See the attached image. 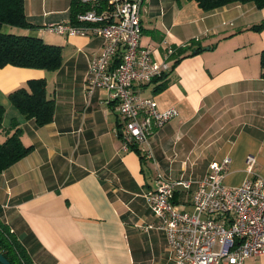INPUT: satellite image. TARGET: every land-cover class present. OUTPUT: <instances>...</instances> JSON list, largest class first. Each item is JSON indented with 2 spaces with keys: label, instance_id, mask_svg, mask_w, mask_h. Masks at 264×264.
Wrapping results in <instances>:
<instances>
[{
  "label": "crops",
  "instance_id": "1",
  "mask_svg": "<svg viewBox=\"0 0 264 264\" xmlns=\"http://www.w3.org/2000/svg\"><path fill=\"white\" fill-rule=\"evenodd\" d=\"M72 0H24L34 27L28 36L61 48L55 71L0 68V104L4 116L0 141L16 128L31 151L0 172V223L27 251L30 264H171L164 233L154 226L144 199L157 173L170 180L201 178L210 163L229 157L223 184L237 186L250 177L245 160L264 179V7L233 3L203 12L193 0H143L139 46L161 62L162 42L174 48L166 59L167 84L135 85L157 108L177 115L149 137L154 162L134 150H122L123 119L108 92L84 91L90 61L103 39L46 32L47 23L70 21ZM9 28L3 26L7 32ZM198 42L183 46L195 36ZM199 47L198 53H192ZM46 81L54 102L53 120L38 127L7 98L29 80ZM16 123V127H13ZM194 184L175 188L173 201L192 210ZM243 264H264V254Z\"/></svg>",
  "mask_w": 264,
  "mask_h": 264
},
{
  "label": "built area",
  "instance_id": "2",
  "mask_svg": "<svg viewBox=\"0 0 264 264\" xmlns=\"http://www.w3.org/2000/svg\"><path fill=\"white\" fill-rule=\"evenodd\" d=\"M88 9L78 12L74 22L47 23L46 32L66 36H92L103 39L100 53L89 63L84 91L91 96L97 89L108 92L109 100L123 119L122 150L137 148L154 162L149 136L177 115L173 107L161 110L152 98L133 91L168 72L166 50L161 62L152 50L139 46L140 7L143 0H74ZM195 36L183 46L198 42ZM231 160L224 157L209 164L199 179L170 180L157 173L155 187L144 193L150 213L159 219L146 230L164 233L171 264H243L247 257L264 254V179L253 171L255 158L248 155L246 171L250 177L237 186L223 184ZM194 184L191 208L173 203L175 188L189 190Z\"/></svg>",
  "mask_w": 264,
  "mask_h": 264
},
{
  "label": "trees",
  "instance_id": "3",
  "mask_svg": "<svg viewBox=\"0 0 264 264\" xmlns=\"http://www.w3.org/2000/svg\"><path fill=\"white\" fill-rule=\"evenodd\" d=\"M203 12H209L217 8L233 3H252L257 9L264 7V0H193ZM88 9V6L71 1L70 21L74 22L78 12ZM8 26L7 32L2 30ZM25 16L24 0H0V68L5 66L37 68L47 71H55L62 64L61 48L56 45L46 44L38 37L28 36L26 30L33 28ZM264 23L254 26L259 30ZM199 47H195L192 53H198ZM260 66L264 71V50L260 53ZM264 75V72L262 73ZM168 73L152 80L159 81L153 88L159 92L167 84ZM10 103L27 119H33L38 127L44 126L53 120L54 102L46 97V81L44 79L29 80L26 87L17 88L7 95ZM4 107L0 104V129L4 116ZM13 127H16L14 123ZM21 131L16 128L4 141H0V172L26 156L32 149L24 146L20 140ZM139 157H144L137 148L132 147ZM174 203V201H173ZM0 253L11 264H30L27 251L17 240L9 228L0 223Z\"/></svg>",
  "mask_w": 264,
  "mask_h": 264
},
{
  "label": "water",
  "instance_id": "4",
  "mask_svg": "<svg viewBox=\"0 0 264 264\" xmlns=\"http://www.w3.org/2000/svg\"><path fill=\"white\" fill-rule=\"evenodd\" d=\"M0 264H11V263L0 253Z\"/></svg>",
  "mask_w": 264,
  "mask_h": 264
},
{
  "label": "rangeland",
  "instance_id": "5",
  "mask_svg": "<svg viewBox=\"0 0 264 264\" xmlns=\"http://www.w3.org/2000/svg\"><path fill=\"white\" fill-rule=\"evenodd\" d=\"M65 22H67V21H65ZM7 28H9V27L7 26Z\"/></svg>",
  "mask_w": 264,
  "mask_h": 264
}]
</instances>
